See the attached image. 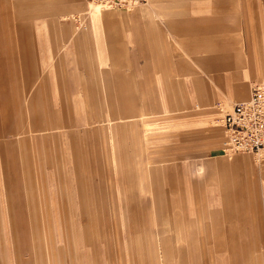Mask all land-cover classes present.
Instances as JSON below:
<instances>
[{
    "label": "rangeland",
    "instance_id": "obj_1",
    "mask_svg": "<svg viewBox=\"0 0 264 264\" xmlns=\"http://www.w3.org/2000/svg\"><path fill=\"white\" fill-rule=\"evenodd\" d=\"M66 1L0 0V264H47L45 257L51 264H181L177 251L187 264H264V180L255 186L246 173L249 160L264 176V155L226 152L224 126L226 114L259 86L264 0H177L167 3L182 11L170 16L176 41L158 47L142 38L136 18L117 21L131 29L122 40L83 48L101 13L122 17L140 5L90 16V0ZM34 12L47 18V36L32 24ZM63 17L73 22L69 30ZM58 33L69 38L58 51L69 50L68 63L56 53ZM186 53L236 59L227 67L200 63L223 90L244 83L246 95L161 113L163 102L171 106L188 88H179L175 75L192 66L182 63ZM105 85L112 101L126 98L159 113L121 120L105 98L96 119L92 106ZM233 158L242 160L223 165Z\"/></svg>",
    "mask_w": 264,
    "mask_h": 264
},
{
    "label": "crops",
    "instance_id": "obj_2",
    "mask_svg": "<svg viewBox=\"0 0 264 264\" xmlns=\"http://www.w3.org/2000/svg\"><path fill=\"white\" fill-rule=\"evenodd\" d=\"M229 1L230 0H223L224 6H226V3H228ZM148 2L149 3H147L146 5L145 4L141 5L137 11L130 13V15L123 14L122 17L116 16L114 14H109V13L108 14L101 13L100 14L101 18L95 21V23L93 24L92 33H90L88 38L83 40L81 48L86 47L87 46L86 44L90 42L91 40H94L97 43V44L95 43L96 46H100L103 41H107L109 38L113 40H117V41L122 40L125 34L129 35L131 29L129 28L120 29V27L116 26L117 23L119 21L123 22V21H127L130 19H136V18H140V21L142 24V28H143L142 38H147V39H151L155 41L158 47H163L165 42L169 43L171 41H176L177 39H176L175 31L172 25L173 21L171 20L170 16L181 14L182 11L175 10V9L173 10L169 9L167 6V3H174V2H177V0H149ZM66 3L70 5L67 1ZM31 6H33V10L38 8L36 4H32ZM262 6H263V9L260 12L262 14L261 28L263 30V33H262L263 40L262 41L264 43V4ZM196 11L197 9L191 10V12H196ZM31 18H33L31 22L35 26L37 33L40 34L43 31L45 32V35L47 36V33L50 32L49 22L47 18L39 17L37 16L36 13L35 15H32ZM76 20L78 19L75 18V23H76ZM249 20H250V23L247 26V36L250 38L252 45H254L256 40L258 39V36L256 33L257 32L256 24L253 21L252 11H249ZM66 21L71 24L72 20L69 19L68 17ZM78 21L79 23H76V25H80V22H81L80 19ZM114 22L116 23L115 25H113ZM222 27H225L224 24ZM240 29L241 28L239 26V30ZM55 35L58 41L56 43V48H57L56 53L60 55V62L62 63L63 61V62L68 63L69 56L71 55L69 50L67 49V51L63 53H58V51L61 50L64 44H67V42L69 41V38H65L60 33L55 34ZM241 48H242V45H241ZM48 50H49V58L51 59L50 66H55V63L53 64L52 62V59L55 58V53L53 52L52 48L51 50L50 48H48ZM186 55H187V58L182 60V63H186L187 61L192 66L191 67H181L182 72L176 73L175 75L178 76V78H176L177 86L179 88L180 87L183 88L182 85H184V87L186 86L187 88V84H186L187 82L189 84L188 88L184 92H182L180 96L179 94L178 96L177 95L173 96V99L171 101V106L169 104L167 105L166 102H163V110L161 113H164L165 115H170V114L178 113L179 110L181 109L184 110L183 114L191 112V111L193 112L200 111V110L208 109L209 106L213 104L214 99H219L220 101H223L224 103H226V105H228V104H231L233 97H244L246 95V92H247L246 84L244 83L243 84L242 83L233 84L230 88H228V90H223L217 83V76L214 73H212L211 70L205 68L200 63L201 60H202L201 62L205 64V62L209 61V59H215L216 61H219V63L222 66L227 67L231 65L232 63L236 62V59L233 60L230 57H228V55L226 56L222 55L219 57L214 56L211 58H205V56H198L196 54L193 55L192 53H186ZM82 56L84 60L83 64H85V66H91L92 62L89 57V54L83 51ZM262 74H264V69L261 67L257 68L256 70L257 79L256 80L258 82H261L262 80H264V76ZM101 76L104 79L103 72L101 73ZM104 89L107 91L106 97H105ZM104 89H103L104 98L97 100L95 105L92 106V112L95 114V117L97 115L96 110H95V106L97 105V102L98 104H100V106L106 105L107 100L105 98L108 99L110 104H115L118 106V108L120 109V119L121 120L135 121V118H145V116H150V115L159 113L158 111L154 110L153 105H150L149 110H145V108L142 105H137L134 101L126 100V98H123L120 101L118 100L112 101L111 99H109L110 97L108 96L109 94H108V89L106 85L104 86ZM188 108L190 109L188 110ZM96 119L98 118L96 117ZM214 136H215V139H218L216 135ZM215 147L219 148L218 145ZM240 160L242 159L233 158L227 161L225 160L223 161V165L227 168H233L235 167V165L239 164ZM162 162H164V159L162 160ZM246 166H247L246 173H247V176L249 177L248 179L251 184L256 186L258 183H256L255 181L257 180L260 181L259 180L260 178L264 180V176H262V174L260 173L262 171L261 168H260L259 174L256 173L254 165L249 160L246 162ZM227 182L228 181H226L225 185H227ZM175 188H176L175 191H177V187ZM224 192H226L227 194L228 188H224ZM263 194H264V191H263ZM263 205H264V200H263ZM230 208L231 207H228L227 209L230 210ZM219 230H217V232H219ZM221 241L225 246L226 242H224L223 239H221ZM231 243H235V242H231ZM251 247L252 246L250 245L245 247L246 250L247 249L250 250V252L247 254L249 258H252V256L254 255L251 251V249L253 248ZM177 254L181 260L180 261L181 264H187L182 259L186 257V255H184V252L177 251ZM53 259H56L55 262H53V264H59L57 262L58 258H52V261H54ZM45 261L47 264L52 263L50 262V259L46 257H45Z\"/></svg>",
    "mask_w": 264,
    "mask_h": 264
},
{
    "label": "built area",
    "instance_id": "obj_3",
    "mask_svg": "<svg viewBox=\"0 0 264 264\" xmlns=\"http://www.w3.org/2000/svg\"><path fill=\"white\" fill-rule=\"evenodd\" d=\"M103 8L122 10L148 0H92ZM225 151L264 155V85L251 88L247 99L235 104L225 117Z\"/></svg>",
    "mask_w": 264,
    "mask_h": 264
},
{
    "label": "bare ground",
    "instance_id": "obj_4",
    "mask_svg": "<svg viewBox=\"0 0 264 264\" xmlns=\"http://www.w3.org/2000/svg\"><path fill=\"white\" fill-rule=\"evenodd\" d=\"M91 1V6L90 7H88L87 6V12H86V14L88 13V14H90V16H92L93 14H100L101 13V9L103 8L99 3H97L96 1H92V0H90ZM149 3V2H148ZM146 5L147 3H143V4H139L140 6L141 5ZM139 5H137V6H139ZM136 7V6H135ZM133 8V7H132ZM81 9V8H80ZM130 9V8H129ZM103 10V9H102ZM49 15H51V14H49ZM66 19H64V17L62 18V19H59L58 21H59V23L63 26V28H65L66 30L68 29L69 30V28H71V26H72V21H71V24L70 23H68L67 21H65ZM54 21V20H53ZM54 23H56L55 21H54ZM258 85H264V80H262L261 82H258ZM112 129V128H111ZM261 156H263V155H261ZM260 156V157H261Z\"/></svg>",
    "mask_w": 264,
    "mask_h": 264
}]
</instances>
